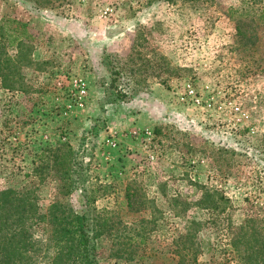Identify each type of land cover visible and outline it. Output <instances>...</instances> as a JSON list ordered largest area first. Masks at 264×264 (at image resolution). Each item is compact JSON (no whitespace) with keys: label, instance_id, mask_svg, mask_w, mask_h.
I'll list each match as a JSON object with an SVG mask.
<instances>
[{"label":"rangeland","instance_id":"374dc122","mask_svg":"<svg viewBox=\"0 0 264 264\" xmlns=\"http://www.w3.org/2000/svg\"><path fill=\"white\" fill-rule=\"evenodd\" d=\"M238 6V0H200L192 5L70 0L40 13L23 0H0V23L4 19L25 23L30 35L22 45L10 46L0 33L4 44L0 60L6 56L12 68L9 89L0 85V191L32 183L43 210L58 200L80 209L82 189L90 193L91 187L99 188L94 207L120 209V220L129 226L138 219L124 215L127 187L139 188L159 209L166 204L163 193L191 204L203 187H210L230 199L232 225L247 218L260 225L264 25L247 32L249 49H236L235 21L226 10ZM14 26L6 24L3 33ZM106 54L120 71L119 89L127 93L123 100L106 89L110 79L102 65ZM76 77L87 86L82 108L75 107L70 95V81ZM185 81L215 95L223 110L181 106L176 97ZM228 102L239 112L232 113ZM70 103L72 109L64 115ZM64 144L86 182L63 197L64 185L60 188L54 172L40 182L32 169L44 151ZM195 214L196 220L205 222L200 233L205 243L217 246L216 257L225 264H240L228 250L229 232L209 227V216L202 211ZM162 223L163 228L150 235L149 248L157 258L140 264H173L172 240L181 225L166 216ZM100 248L99 264H136L116 259L107 237ZM211 253L205 249L200 261Z\"/></svg>","mask_w":264,"mask_h":264},{"label":"trees","instance_id":"16d2710c","mask_svg":"<svg viewBox=\"0 0 264 264\" xmlns=\"http://www.w3.org/2000/svg\"><path fill=\"white\" fill-rule=\"evenodd\" d=\"M31 9L40 13L51 12L56 7L67 5L70 0H23ZM174 4H196L200 0H160ZM238 7H228L227 16L235 21L236 49L247 47V32L257 25H264V0H238ZM15 24L3 33L6 24ZM27 25L16 20L4 19L0 33L8 45H22L30 35ZM0 34V37H1ZM5 35V37H4ZM4 48L0 40V50ZM249 49V46L247 47ZM10 60H0V85L9 89L11 74ZM102 65L109 71L110 79L106 89L116 96L127 97L119 89L120 71L106 54ZM15 66H17L15 64ZM49 152L47 156L45 153ZM39 163L33 167V174L42 182L45 174L54 172L64 185L61 194L70 196L85 185L86 179L76 171V162L67 144L58 149H49L38 156ZM75 167V168H74ZM28 175H26L27 177ZM106 192L105 187H101ZM194 203H186L178 196H167L165 206L159 209L137 187H127L124 195V215H132L136 224L124 225L118 210H98L94 207L99 188L91 187L90 193L82 189L84 202L80 209L68 202L54 201L46 210L38 204V197L32 183L0 191V264H99L103 254L101 239L107 237L115 247L116 259L140 264L157 258L149 246L150 235L163 228L164 216L178 220L181 225L172 240L171 258L173 264H225V259L216 257L217 246L203 240L200 233L205 222L195 219L196 211L209 216L210 227H224L229 232L228 250L233 252L240 264H264V219L254 225L248 218L238 226L232 225L227 211L231 209L230 199L219 190L203 187ZM193 205V207H191ZM118 217V219H117ZM117 220H116V219ZM252 218V217H249ZM211 253L208 260L201 262L204 253ZM202 258V257H201Z\"/></svg>","mask_w":264,"mask_h":264},{"label":"built area","instance_id":"2783aa9c","mask_svg":"<svg viewBox=\"0 0 264 264\" xmlns=\"http://www.w3.org/2000/svg\"><path fill=\"white\" fill-rule=\"evenodd\" d=\"M71 88H70V95L73 98L76 108H82L85 103V96H86V82L81 77H76L71 79L70 81ZM206 90L208 86H205ZM215 95L213 94H204L203 91L198 90L194 84L190 81H185L182 84L181 91L177 93L176 100L177 102L187 108L192 109H200L202 111L207 112H221L223 110V105L219 104L214 99ZM217 103V105H216ZM230 106L231 112L236 114L239 112V107H234L231 103H227ZM73 104H68L66 106L64 115L68 114L72 109ZM230 122V120H228ZM151 133L146 132L145 136H149ZM114 146L113 143H110Z\"/></svg>","mask_w":264,"mask_h":264}]
</instances>
